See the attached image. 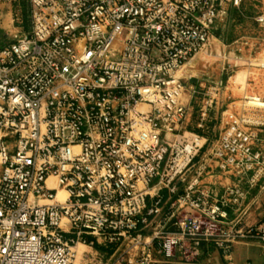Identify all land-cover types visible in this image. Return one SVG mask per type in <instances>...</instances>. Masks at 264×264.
<instances>
[{
    "label": "built area",
    "instance_id": "1",
    "mask_svg": "<svg viewBox=\"0 0 264 264\" xmlns=\"http://www.w3.org/2000/svg\"><path fill=\"white\" fill-rule=\"evenodd\" d=\"M224 2L0 0V264H75L78 244L110 248L111 264H156L154 242L169 260L182 239L214 235L202 216L228 223L200 178L210 162L252 180L260 139L230 114L196 163L204 143L185 130L188 85L176 75ZM180 183L174 204L199 214H182L175 236ZM234 227L220 230L228 243L264 244V229Z\"/></svg>",
    "mask_w": 264,
    "mask_h": 264
},
{
    "label": "rangeland",
    "instance_id": "2",
    "mask_svg": "<svg viewBox=\"0 0 264 264\" xmlns=\"http://www.w3.org/2000/svg\"><path fill=\"white\" fill-rule=\"evenodd\" d=\"M224 8L226 12L204 49L176 72L188 85L181 95L187 106L185 130L202 138L204 147L195 160L201 163L226 128L228 116L232 114L243 129L258 135V147L263 155L257 168L258 175L252 180L251 176L237 177L219 172L213 169V164L207 163L200 178V188L213 186L215 176H222V181L226 183H221L220 191L209 190L212 198L227 205L228 223L213 226L208 217L202 216V230L214 232V235L189 236L182 239V249L179 246L174 249V252H183L192 259L202 252L210 253L230 244L220 230L225 232L234 224V228L243 225L240 218L245 213L248 200L264 185V0H225ZM9 31L16 30L10 28ZM182 192L183 183H180L178 192L169 194V234L175 236H180L182 214H199L182 203L174 204ZM82 250L81 256H76L75 264H105L116 259V256L112 258L109 254L103 257L97 255L85 245ZM159 255L154 252V259L157 260ZM131 258L136 260V255L131 254Z\"/></svg>",
    "mask_w": 264,
    "mask_h": 264
},
{
    "label": "crops",
    "instance_id": "3",
    "mask_svg": "<svg viewBox=\"0 0 264 264\" xmlns=\"http://www.w3.org/2000/svg\"><path fill=\"white\" fill-rule=\"evenodd\" d=\"M222 181L221 175H216L213 186H205L203 190L220 191ZM244 215L240 218L245 226L254 227L256 229H264V185H261L254 197L248 200ZM85 245V244H84ZM95 252V254L104 256L109 254L112 256L110 248L90 247L85 245ZM155 253H160L159 242H154ZM158 259L155 260L157 264H264V244L256 240H236L225 247H219L210 253L202 252L195 259L191 256L185 255L183 252L175 250L174 257L169 260L160 253ZM111 264L110 262H106Z\"/></svg>",
    "mask_w": 264,
    "mask_h": 264
},
{
    "label": "bare ground",
    "instance_id": "4",
    "mask_svg": "<svg viewBox=\"0 0 264 264\" xmlns=\"http://www.w3.org/2000/svg\"><path fill=\"white\" fill-rule=\"evenodd\" d=\"M179 69H180V68H179ZM54 181H55L54 178H50V179H49V182H51V183H53ZM65 196H66L65 191L62 190V189H59V190H58V193H57V198H58V199H63ZM83 247H84V245H82V244H78L77 247L75 248V249H76V252H77V254H76L77 257L81 256V254H82V252H83V250H82Z\"/></svg>",
    "mask_w": 264,
    "mask_h": 264
},
{
    "label": "trees",
    "instance_id": "5",
    "mask_svg": "<svg viewBox=\"0 0 264 264\" xmlns=\"http://www.w3.org/2000/svg\"><path fill=\"white\" fill-rule=\"evenodd\" d=\"M95 246H96V247H101V246H100V245H98V244H96Z\"/></svg>",
    "mask_w": 264,
    "mask_h": 264
}]
</instances>
